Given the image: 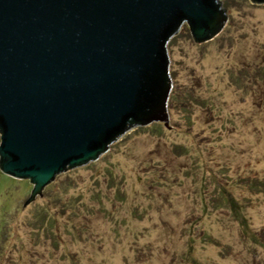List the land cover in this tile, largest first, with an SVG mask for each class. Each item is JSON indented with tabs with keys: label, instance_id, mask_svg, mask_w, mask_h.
Masks as SVG:
<instances>
[{
	"label": "rangeland",
	"instance_id": "374dc122",
	"mask_svg": "<svg viewBox=\"0 0 264 264\" xmlns=\"http://www.w3.org/2000/svg\"><path fill=\"white\" fill-rule=\"evenodd\" d=\"M222 2L214 39L170 40L161 132L131 129L29 204L30 180L0 179V264H264V3Z\"/></svg>",
	"mask_w": 264,
	"mask_h": 264
},
{
	"label": "water",
	"instance_id": "95a60500",
	"mask_svg": "<svg viewBox=\"0 0 264 264\" xmlns=\"http://www.w3.org/2000/svg\"><path fill=\"white\" fill-rule=\"evenodd\" d=\"M264 3V0H252ZM229 20L222 0H0V169L33 185L105 158L133 128L170 124V40Z\"/></svg>",
	"mask_w": 264,
	"mask_h": 264
},
{
	"label": "trees",
	"instance_id": "16d2710c",
	"mask_svg": "<svg viewBox=\"0 0 264 264\" xmlns=\"http://www.w3.org/2000/svg\"><path fill=\"white\" fill-rule=\"evenodd\" d=\"M176 98H177L176 95H171L169 103L173 104L176 101ZM153 125H154L153 126L154 129H156L158 131L161 132L163 130V123L157 122V123H154ZM2 178H7L8 179V178H12V176L5 174L0 169V179H2ZM12 179H14V178H12ZM7 183H9V182H7ZM260 185L263 186L264 182L261 183ZM224 192L225 193L221 196L222 199L230 205V207L232 208V210H233L235 216L237 217V219L239 218L240 220H244V222H245V217L242 216V214H241V209H240L241 204H240V202L235 197H233L231 194H227L226 191H224ZM47 213H48L47 209L40 211V214H39V217H38V219H40L39 223H43L44 224V222L48 219ZM52 222L54 224L55 220L53 219ZM1 247H3V245Z\"/></svg>",
	"mask_w": 264,
	"mask_h": 264
}]
</instances>
